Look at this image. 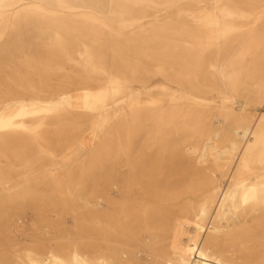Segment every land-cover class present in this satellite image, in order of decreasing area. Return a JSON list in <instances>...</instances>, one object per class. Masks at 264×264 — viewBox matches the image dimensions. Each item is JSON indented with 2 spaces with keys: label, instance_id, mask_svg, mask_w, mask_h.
<instances>
[{
  "label": "bare ground",
  "instance_id": "6f19581e",
  "mask_svg": "<svg viewBox=\"0 0 264 264\" xmlns=\"http://www.w3.org/2000/svg\"><path fill=\"white\" fill-rule=\"evenodd\" d=\"M0 264H264V0H0Z\"/></svg>",
  "mask_w": 264,
  "mask_h": 264
},
{
  "label": "rangeland",
  "instance_id": "374dc122",
  "mask_svg": "<svg viewBox=\"0 0 264 264\" xmlns=\"http://www.w3.org/2000/svg\"><path fill=\"white\" fill-rule=\"evenodd\" d=\"M261 111L262 110H260V112ZM25 221H26L27 225H29V223H31V214L30 213H28V218Z\"/></svg>",
  "mask_w": 264,
  "mask_h": 264
}]
</instances>
